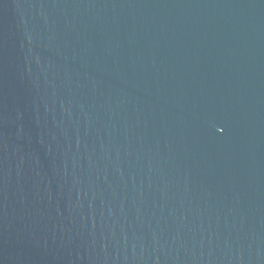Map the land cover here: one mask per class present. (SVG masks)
I'll return each instance as SVG.
<instances>
[{
  "label": "water",
  "instance_id": "1",
  "mask_svg": "<svg viewBox=\"0 0 264 264\" xmlns=\"http://www.w3.org/2000/svg\"><path fill=\"white\" fill-rule=\"evenodd\" d=\"M0 264H264V0H0Z\"/></svg>",
  "mask_w": 264,
  "mask_h": 264
}]
</instances>
